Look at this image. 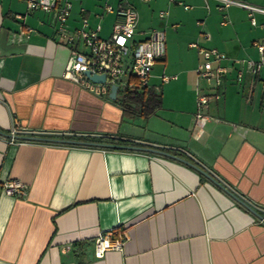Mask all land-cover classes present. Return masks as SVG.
<instances>
[{
  "label": "crops",
  "instance_id": "1",
  "mask_svg": "<svg viewBox=\"0 0 264 264\" xmlns=\"http://www.w3.org/2000/svg\"><path fill=\"white\" fill-rule=\"evenodd\" d=\"M124 5L138 15L135 42L153 28L165 34L147 86L161 108L149 117L63 77L70 49L55 12L0 0V264H264V61L256 76L245 63L261 60L264 13L252 21L215 0H73L65 32L85 18L107 38ZM199 49L226 57L212 64L226 69L215 89L197 81ZM199 89L219 93L203 120ZM11 127L23 143L9 144ZM10 181L25 194H5ZM104 231L123 244L97 258Z\"/></svg>",
  "mask_w": 264,
  "mask_h": 264
},
{
  "label": "built area",
  "instance_id": "2",
  "mask_svg": "<svg viewBox=\"0 0 264 264\" xmlns=\"http://www.w3.org/2000/svg\"><path fill=\"white\" fill-rule=\"evenodd\" d=\"M24 1L28 12L34 10H41L46 13L55 12L58 22L57 34L66 39L70 49L63 77L97 96L109 95L111 86L115 85V99L120 101L125 90L147 88L154 63L164 57V30L153 28L148 31L144 40L136 42L133 40L138 15L130 5L119 8L117 13L119 18L114 23L111 34L107 38H101L98 35L99 27L89 28L88 21L85 18L81 21V27L74 33L67 34L65 32L73 0ZM215 1L219 3L220 9L237 6L247 10L252 21H254V13H264V8L241 0ZM105 10L107 12L112 11L110 6H106ZM158 16L162 19L166 16V12L160 11ZM79 45H81L82 50L78 48ZM254 45L262 54V57L258 62H245L247 72L252 76L258 74L262 61H264V44L255 43ZM190 46L195 47L196 45L193 43ZM198 52L203 61L195 69L197 81L203 80L215 89L221 84V78L226 73V69L222 66L213 68L212 64L219 63L226 57L216 49H199ZM85 72L96 75L103 74L105 75V81L103 83L93 82L85 76ZM168 79V77H162L163 82L168 81ZM218 98L219 93L217 91L204 93L199 89L196 95V119L203 120L205 118L202 113L203 108ZM18 133L17 128L11 127L8 134L9 144L23 143L16 140ZM26 188V185L20 181H10L4 184L3 191L7 195L23 196ZM111 235L112 231H104L95 237L93 241L94 255L97 258L102 257L109 250L119 249L122 246V241L119 239L111 240Z\"/></svg>",
  "mask_w": 264,
  "mask_h": 264
},
{
  "label": "trees",
  "instance_id": "3",
  "mask_svg": "<svg viewBox=\"0 0 264 264\" xmlns=\"http://www.w3.org/2000/svg\"><path fill=\"white\" fill-rule=\"evenodd\" d=\"M118 102L124 113L130 115L136 114L143 117H149L161 108L160 96L148 88L125 90ZM77 139L81 141L93 139L95 143L101 144L104 142L106 145L115 149L132 148L131 146H135V142L116 139L110 136H101L97 139L95 137L81 136ZM193 166L200 169V166L196 164H193Z\"/></svg>",
  "mask_w": 264,
  "mask_h": 264
},
{
  "label": "water",
  "instance_id": "4",
  "mask_svg": "<svg viewBox=\"0 0 264 264\" xmlns=\"http://www.w3.org/2000/svg\"><path fill=\"white\" fill-rule=\"evenodd\" d=\"M85 76H87L91 81L96 82V83H103L105 81V75H96V74H90L89 72H85L84 73ZM115 92H116V86H111L110 88V93H109V98L111 100L115 99ZM1 134V133H0ZM76 144H86L83 142H77ZM150 152H154V153H160V151L158 150H154V149H146ZM163 154V153H162ZM200 170V169H199ZM202 173H204L207 177H209L210 179L214 180V177L208 173V171L204 170H200ZM236 199L242 204L244 205L246 208H248L249 210L253 211L252 207H250L249 205H247L245 202H243L241 199H239V197H236Z\"/></svg>",
  "mask_w": 264,
  "mask_h": 264
}]
</instances>
